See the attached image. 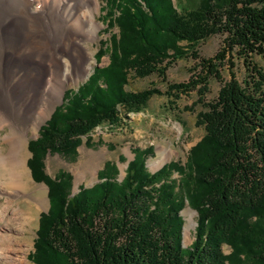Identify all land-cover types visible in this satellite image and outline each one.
I'll return each mask as SVG.
<instances>
[{
	"label": "trees",
	"instance_id": "trees-1",
	"mask_svg": "<svg viewBox=\"0 0 264 264\" xmlns=\"http://www.w3.org/2000/svg\"><path fill=\"white\" fill-rule=\"evenodd\" d=\"M107 30L97 66L31 140L29 168L49 188L50 210L41 214L33 264H264V0H105ZM223 42L213 57L199 45L212 36ZM104 57L109 64L99 67ZM196 62L187 82H168L177 62ZM246 70L240 81L236 64ZM230 80L215 100L204 102L210 81ZM157 76L166 84L128 90L132 80ZM204 110L197 127L204 137L186 163L170 162L150 172L152 147L136 149L127 175L106 163L99 183L72 195V176L45 172L48 155L75 158L103 126L119 128L122 115L144 112L154 97L171 106L192 92ZM177 175V177H176ZM190 206L197 212L195 239L184 245ZM231 250L226 254L224 248Z\"/></svg>",
	"mask_w": 264,
	"mask_h": 264
},
{
	"label": "rangeland",
	"instance_id": "rangeland-1",
	"mask_svg": "<svg viewBox=\"0 0 264 264\" xmlns=\"http://www.w3.org/2000/svg\"><path fill=\"white\" fill-rule=\"evenodd\" d=\"M174 1L177 2V0ZM99 3L101 9L96 14V21L100 27L98 31L99 37L97 41L89 43L95 64L91 73L84 81L68 88L66 92L78 89L81 84L89 79L98 64L96 54L101 47V43L110 39L111 35L117 33V29L107 30L106 21L103 17L105 0H99ZM22 7L23 0H0V99H4L11 109L16 108L18 104L19 84L21 83L19 82L20 80L14 79L15 77L13 78L14 71L19 68L16 54L28 44L55 42L56 39L60 38L62 33L58 26V22L61 23L62 21L59 14L51 15L50 13L51 18L49 20H45L40 25L31 24L22 16ZM7 18L11 23L9 31L5 29ZM64 34L66 35L65 27ZM5 37H8L7 42L4 40ZM222 42L223 37L221 35L210 37L199 45L201 56L204 58L213 57L220 50ZM7 49L9 50L8 54L6 52ZM254 61L264 70L263 58L257 56ZM108 64V57H104L99 67H104ZM195 65L196 62L192 59H184L177 62L168 71V82H187L191 77V70ZM234 73L240 81L245 78L246 70L241 62L236 64ZM221 76L222 82L215 79L210 81L208 94L201 97L204 99V102L215 100L223 82L230 80V73L227 68L221 70ZM152 84L161 91L166 90V84L157 76H152L145 80H132L128 90L140 92L149 88ZM64 99L65 95L62 101ZM62 101L56 106L54 112L63 104ZM203 110L204 107L200 104V96L196 91L192 92L189 97L182 98L173 106L169 104L166 97H154L144 112L131 114L129 119H126L122 115L124 124L119 128H111L109 126L97 128L90 135V139H92L90 146L86 144L89 138H83V144L79 147L78 155L75 158L48 155L45 161V172L52 178H55L60 172L71 174L73 178L72 195H75L80 191L81 187L91 188L99 183V172L109 162L114 163L118 167L117 177L123 181L127 175L129 162L135 158L134 151L136 149L145 150L150 147L154 149L152 157H149L146 161V167L152 173L157 172L170 162H181L184 164L188 159L190 150L204 137V129L196 125L197 115ZM54 112L51 114V117ZM51 117L41 125L36 135L30 132L27 137V150L25 152V160L28 161L27 176H24L23 181L29 180L32 188L23 189V194L17 198L12 195L10 187L4 185L5 194L0 197V203L3 207L7 206L10 213L19 208L20 213L25 215L24 218L29 221V223H26V220L19 219L16 223L15 228L17 230L12 233L14 244L10 250L11 252H18V256L25 257V264H33L30 260V255L34 251L35 242L38 237L37 232L39 230L41 214L47 213L50 210L49 188L44 183L35 182L29 168V160L32 158L29 143L31 140L38 138L41 128ZM8 131V129L0 131L1 140L7 135ZM91 156L99 157L100 160L96 164L85 166L88 169L84 171V176L78 178V168L81 162H84V165L88 164L86 161ZM159 162H163L160 167L157 166ZM77 181L79 183L78 187ZM29 207H36L37 211L31 212ZM182 215L185 220L184 245L187 247L192 245L195 239L198 214L190 206H187ZM191 218H193L195 225L191 228L189 239L186 236V228L190 225ZM224 251L226 254L231 253L228 247H225Z\"/></svg>",
	"mask_w": 264,
	"mask_h": 264
},
{
	"label": "bare ground",
	"instance_id": "bare-ground-1",
	"mask_svg": "<svg viewBox=\"0 0 264 264\" xmlns=\"http://www.w3.org/2000/svg\"><path fill=\"white\" fill-rule=\"evenodd\" d=\"M100 9L99 0H23L21 14L29 23L40 25L51 18L50 13L59 14L62 21L58 26L62 33L55 42L28 44L16 54L19 68L14 71L13 78L21 82L18 104L11 109L4 99H0V131L9 130L2 140L0 138V197L5 194L4 185H8L17 198L23 194V189L32 188L29 180L23 181L27 176L25 152L28 134L36 135L61 103L66 90L84 81L91 73L95 61L89 43L99 37L96 14ZM10 27L7 18L6 31ZM7 38H4L6 42ZM6 52L8 54L9 50ZM99 160V157L91 156L86 161L88 164L81 162L78 178L84 176L88 169L85 166ZM162 164L159 162L157 166ZM78 184L77 181V187ZM29 210L36 212L37 208L29 207ZM24 217L19 208L10 213L8 207L0 203V264H25V257L10 251L16 223L19 219L29 223ZM194 225L191 218L186 228L188 238Z\"/></svg>",
	"mask_w": 264,
	"mask_h": 264
},
{
	"label": "water",
	"instance_id": "water-1",
	"mask_svg": "<svg viewBox=\"0 0 264 264\" xmlns=\"http://www.w3.org/2000/svg\"><path fill=\"white\" fill-rule=\"evenodd\" d=\"M62 103H63V101H62ZM54 112V111H53ZM126 175V174H125Z\"/></svg>",
	"mask_w": 264,
	"mask_h": 264
}]
</instances>
